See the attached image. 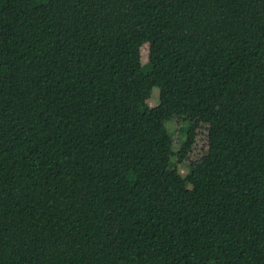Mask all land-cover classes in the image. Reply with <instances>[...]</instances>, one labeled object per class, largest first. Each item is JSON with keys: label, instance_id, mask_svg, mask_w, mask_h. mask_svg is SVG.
<instances>
[{"label": "trees", "instance_id": "obj_1", "mask_svg": "<svg viewBox=\"0 0 264 264\" xmlns=\"http://www.w3.org/2000/svg\"><path fill=\"white\" fill-rule=\"evenodd\" d=\"M0 264H264V0H0Z\"/></svg>", "mask_w": 264, "mask_h": 264}, {"label": "rangeland", "instance_id": "obj_2", "mask_svg": "<svg viewBox=\"0 0 264 264\" xmlns=\"http://www.w3.org/2000/svg\"><path fill=\"white\" fill-rule=\"evenodd\" d=\"M157 90H158V88L156 87V89H154V92H153L151 99L149 100V105L152 108L157 107L159 104ZM168 127H169L170 132L174 136V140H175V144H176L175 150H178L177 145L180 144V141L184 138V135H185L183 124L177 120L174 122H170L168 124ZM178 169H179L180 173L183 175L187 174V172H188V169L186 167H178Z\"/></svg>", "mask_w": 264, "mask_h": 264}]
</instances>
